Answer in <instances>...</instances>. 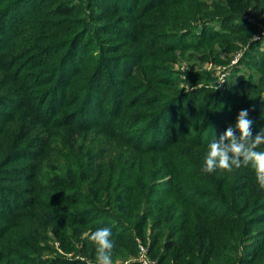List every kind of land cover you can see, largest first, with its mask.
<instances>
[{
	"label": "trees",
	"instance_id": "1",
	"mask_svg": "<svg viewBox=\"0 0 264 264\" xmlns=\"http://www.w3.org/2000/svg\"><path fill=\"white\" fill-rule=\"evenodd\" d=\"M263 29L264 0H0V264H95L105 227L113 263L264 264L253 171H201L240 110L264 129ZM239 50L255 78L194 69Z\"/></svg>",
	"mask_w": 264,
	"mask_h": 264
},
{
	"label": "clouds",
	"instance_id": "2",
	"mask_svg": "<svg viewBox=\"0 0 264 264\" xmlns=\"http://www.w3.org/2000/svg\"><path fill=\"white\" fill-rule=\"evenodd\" d=\"M252 123L249 111L240 110L234 127L229 126L219 139L208 144L201 171L211 174L217 170L232 172L241 167L250 168L259 187L264 189V150H260L264 147V129L253 136ZM111 237V229L107 227L88 235L95 248V264H113L115 243Z\"/></svg>",
	"mask_w": 264,
	"mask_h": 264
},
{
	"label": "rangeland",
	"instance_id": "3",
	"mask_svg": "<svg viewBox=\"0 0 264 264\" xmlns=\"http://www.w3.org/2000/svg\"><path fill=\"white\" fill-rule=\"evenodd\" d=\"M259 36V35H258ZM257 37V36H256ZM255 37V38H256ZM260 37V43L259 48L264 49V29L261 30V36ZM180 68H184V70H189L188 67L185 66L184 63L178 64ZM254 61L250 58H245V55L243 52L236 51L232 58L230 59L229 63L226 65H218V64H211L205 63L201 68L199 67H193L195 70H202L205 72H208V74L211 76L212 80L209 81V84H212L211 90L217 89H224L226 80L229 82V80H233L238 78L239 76H250L253 75L254 78L258 76L257 71L254 70ZM177 67V64L175 65ZM234 68V70H233ZM238 76V77H237ZM185 76L180 75V78H184ZM206 81V79H204ZM223 81V82H221ZM201 84V83H198ZM197 84L195 83H181L179 84V87L184 90H191L193 88H196ZM262 95L261 97H263ZM119 262H114L113 264H118Z\"/></svg>",
	"mask_w": 264,
	"mask_h": 264
},
{
	"label": "built area",
	"instance_id": "4",
	"mask_svg": "<svg viewBox=\"0 0 264 264\" xmlns=\"http://www.w3.org/2000/svg\"><path fill=\"white\" fill-rule=\"evenodd\" d=\"M136 261L138 264H156V261L149 256L147 248L140 243L138 245Z\"/></svg>",
	"mask_w": 264,
	"mask_h": 264
}]
</instances>
